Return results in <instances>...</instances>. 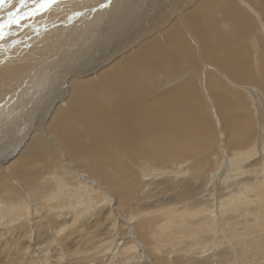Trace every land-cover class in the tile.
Wrapping results in <instances>:
<instances>
[{
  "label": "bare ground",
  "instance_id": "bare-ground-1",
  "mask_svg": "<svg viewBox=\"0 0 264 264\" xmlns=\"http://www.w3.org/2000/svg\"><path fill=\"white\" fill-rule=\"evenodd\" d=\"M136 1L138 0L134 2ZM151 2L152 5H149ZM160 2L162 6H159V0H148V2L143 5L145 9L140 13L141 16L138 17V19L140 18L138 23L136 22L135 25L133 23L134 26L128 28L124 34L120 33L112 36L113 39H115V43L113 47L105 53V57L104 55L98 58L95 57L96 61L93 63V68L84 69L69 79L68 89L65 91L67 95L63 96L60 100V102L64 101L63 106L58 105L54 107L49 115V121L46 124L42 123L45 117L40 118L39 123H33V126L29 129L26 136V143L22 145L23 148L13 159L9 160V162L12 163L9 165L6 162L0 166V210L8 208L7 202H10L11 206L21 207L23 214L26 215L27 208L25 204L21 202L33 200L41 212L40 216L34 215L36 220L35 226L37 227L36 230L31 229L32 227L30 228L26 221L20 223V217H16L12 220L0 219V225L1 223H6L10 224L12 227L16 226V230H27L29 236L24 234L27 239V241L25 240L27 243V245L24 246L25 249L30 245L31 241L39 243L47 238L53 241L52 232L57 230L58 234L63 231L62 227H66L67 231H71L70 228L73 227L76 222L77 226L78 223L80 226H84V223L87 221L93 222V219L89 218L90 215L93 216V192L97 189H102V192L96 193L95 199H97V203L95 212L107 207L110 210V214L113 212L111 210L110 200L112 197H115L114 195L116 194L112 192L111 195V192L109 193L111 188L110 190L108 187L105 189V185V188H103V185L101 186L99 184L100 178H98V173L94 172L96 170H103L106 165L101 169L98 164L95 165L92 162L93 160H101L95 159L93 156L103 158L102 154L105 152V147L110 148H108V154L105 160L111 169L114 168L116 163L124 156L125 162L123 164L126 170H130L131 166H135L138 169L134 176L141 181L138 180V184L140 185L139 191L137 195L133 197L135 203L143 199L139 196H141L142 188L145 186V183H143L144 180H148L150 177H152V179H157L160 176H164L167 179L164 184L177 182L176 186H173L177 187L178 202L181 204V207H176L175 210L171 209L169 211H173V219H179L184 216L192 221L190 222L191 225L198 224V226L202 228V232L214 234L213 232L216 233L218 230H211L210 224L205 228L199 224V219L202 218L201 213H206L209 221L214 222L215 214L223 216L227 210L226 206L231 208L238 200L247 198L249 194H252V199L255 200L252 201L250 198L247 200V202L255 204L251 216H256L254 218L256 226L261 225L264 227L263 182L257 183L256 187L253 189L246 187L243 191L229 196L225 200V204L219 202L218 208H213V205L210 203L212 201L211 196L205 193L207 190L205 189L204 174L202 172L204 170H199L202 168L203 164L198 165L199 162H201L199 160L197 161V165V162L194 163V161H191L192 157L196 155V151H191L192 149L190 150L189 148L194 138L197 139L199 136L200 139L201 133H198V128L199 130H207L206 133L208 132L209 134L213 129L210 126L213 121L210 123L207 117L203 120V104L198 94V88L191 84H181L163 92H159L156 88L151 86L152 84H146L147 86L144 87L146 83L144 81L145 76H151L156 73L159 74L160 77L161 75L163 77L167 76L168 78H170V75H172V77H177L179 72L183 70L182 66L184 65L195 67L202 64L205 68H208L207 64H210L211 67H218L232 82L243 85L249 83V85H252L253 89L256 88V92L262 95L260 96V103H262L264 101V49H262L261 54L259 52L260 58H256V62L263 66V68H261L262 71L257 74L258 76L255 77L253 75V77L248 72V62L250 58H247V56L245 57L242 51H240L242 54L239 53V56L238 52H236L237 50L233 52L229 50L231 49V45L227 50L228 46L226 47L222 44L221 40H225L228 33H230L232 37L238 33L247 34V32H249L247 28L251 25L248 19L253 16L260 24L263 22L261 17L264 18V9L258 12L256 6H253L255 1L254 4H252L249 0H160ZM237 2L239 4H237ZM258 4L264 5V0H260ZM128 5L122 6L123 8L121 7L122 14L117 16L116 19L111 18L116 21L117 19H121L125 12L124 9ZM17 10L20 9L18 8ZM127 10L129 11L128 8ZM129 13L130 12H128V14ZM218 22H221V24L224 23V28H218ZM254 23H256V20ZM261 24L260 26L263 29L264 24ZM253 25L256 26V24ZM117 26L118 25H115V27ZM106 29H108V31L110 30V24L108 22L104 25L103 30ZM37 34L40 35L42 33ZM57 34L51 35L54 36ZM47 35L50 34L48 33ZM105 37L96 39L112 38ZM41 38L44 40V35H41ZM41 38L39 40H41ZM53 39L54 37L51 38L50 41H44L43 43H46L45 46L50 45ZM233 39L235 40V38ZM242 40L243 42L241 43L246 44L244 36ZM252 40L254 39L252 38ZM229 43L227 42L228 45ZM110 44H112V42ZM252 44L255 45L254 42H252ZM262 44L264 43L262 42ZM237 47L236 49L242 48L241 46V48ZM220 48L225 49V51L221 52L222 54L220 53L222 56H220L218 52ZM247 48L248 46L245 49ZM21 51V53H23V50ZM19 60L23 61L22 58ZM23 65L24 64L21 62L14 65H8L7 63V66L11 67L9 69H17V71L22 68ZM188 68L189 67H187V69ZM7 71L8 69L0 66V85ZM217 71L219 70L217 69ZM218 74L213 72L211 75L212 77L209 75L206 76L205 81L208 84H206L203 89L204 92L207 93L211 104H215L216 107H214L218 110H216V113L220 116V119H222V124L226 125L228 123L227 111L231 113L233 111L231 108H224L222 101H227L225 98L226 93L233 94L232 96L229 95L232 100L235 96L238 98L241 94L235 93L234 89L236 88L232 89L224 84L225 89H222V84H220L222 83L220 81L222 75L219 74L220 77ZM213 78L220 85H215L217 87L216 90L221 91L220 93H218L219 91L217 93H215V90L214 92L212 91L213 86L211 83L215 81L210 80H214ZM181 79L183 78L181 77ZM196 80H198V78ZM161 81L165 80L163 79ZM199 82L201 81L199 80ZM226 83L230 84L228 81H226ZM158 86L159 85H157V87ZM224 90L226 92H224ZM247 91H252V89H247L244 93L248 94ZM236 97L235 99H237ZM239 99L242 100L243 98ZM228 100L231 101L229 98ZM243 101H245V99ZM237 106L235 105V107ZM261 106L264 111V106ZM239 107L240 106H238V108ZM236 114L239 118V112ZM233 117L235 116L233 115ZM246 118L248 117H245V120ZM239 119L240 122L243 120H241V118ZM261 126L263 130L259 140H256L254 135H251L252 132L250 133V127L247 125L245 126L246 132L243 133V137H235V135L232 134L220 141L223 147L235 150L232 151L228 158V170L235 172L234 176L239 177L242 174V162L253 157L256 152L262 151V143L264 144V121ZM213 127L216 128L215 126ZM219 127L218 129H221L220 125ZM214 130L216 134V129ZM206 138H208V136ZM239 140H241V143H239ZM212 141L209 140L207 145H211L215 142V140ZM241 144L243 147H241ZM15 151H17V149ZM160 153L162 155H159ZM203 154H205V152ZM5 164L8 166H5ZM38 164H41V166H38ZM101 172L105 174L104 171ZM180 175H182V179H178ZM174 179L178 180L175 181ZM117 180L118 184V182L124 180V178L121 177ZM132 189H122V199L118 197L121 205H125L124 198H128V200H126L129 201L130 196L133 195ZM113 190L115 189L113 188ZM48 191H50V193L45 195ZM155 194H159V192ZM177 196L174 195V197ZM39 197L44 198L41 203L38 201ZM15 199L17 201L19 200L16 204H14ZM207 200L210 202L205 203ZM170 201L167 199L163 201L161 205H168L171 203ZM144 204L145 203L140 206L139 210L147 208L146 204ZM153 206L155 207L156 205ZM181 209L183 212L177 214ZM42 215L47 221L42 218ZM81 216H86L88 219L77 221ZM197 216L199 219H197ZM239 216H241V214ZM59 218H62V221H66L64 226V223L58 222ZM172 221L166 220L160 228L168 227ZM212 224L214 225L215 223ZM1 227L2 226H0V228ZM65 238L66 232L60 235V240L62 242H64ZM25 241H23V244ZM65 243H67V241ZM116 247L118 246L116 245ZM129 248L130 247L123 246L121 249L117 248V250L119 254L123 256L129 254ZM239 252L241 253V251ZM223 253L228 255L230 251L225 249Z\"/></svg>",
  "mask_w": 264,
  "mask_h": 264
},
{
  "label": "rangeland",
  "instance_id": "rangeland-1",
  "mask_svg": "<svg viewBox=\"0 0 264 264\" xmlns=\"http://www.w3.org/2000/svg\"><path fill=\"white\" fill-rule=\"evenodd\" d=\"M134 1L135 0H56L55 2L54 0V2H50V0H2V2H0V66L5 67L9 71L5 73L0 85V166L6 162L9 165L12 163L9 162V160L13 159L23 148L22 145L26 143V136L29 129L33 126V123H39L40 118L45 117L42 123L46 124L49 121V115L54 107L58 105L63 106L64 101L60 102V100L63 96L67 95L65 91L68 89L69 79L84 69L93 68V63L96 61L95 57L98 58L103 55L105 57V53L113 47L115 39H113L112 36L120 33L124 34L128 28L134 26L136 22L138 23L140 19H138V17L141 16L140 13L145 9L143 5L148 2V0ZM249 1L252 4H254L255 1L253 6H256L258 12L264 9V5L258 4L260 0ZM237 4L239 3L237 2ZM125 5L128 6L124 9L125 12L123 17L117 19L118 22L113 20L122 14V6ZM149 5H152V2ZM159 6H162L160 0ZM18 8L20 10H17ZM128 12L130 13L128 14ZM254 18L252 16L248 19L251 25L247 28L249 29L247 34L238 33L239 35L237 34L232 37L231 34L228 33L225 40H221V43L226 47L228 46L227 50L230 47L231 49L229 50L232 52L237 50L236 52H238V55L241 53L240 51L244 52L245 57L247 56V58H250L248 62V72L251 76L254 75L256 77L258 76L257 74L262 71L261 68H263L262 64L260 65L256 62V58H260L261 51L264 49V44H262V42L264 43V28L262 29L260 26L261 23L264 24V18L261 17L263 22L260 24L258 20ZM255 20L256 23H254ZM107 22L110 24L109 31L108 29L103 30ZM120 22L124 23L121 24ZM252 23L256 24V26ZM115 25L118 26L115 27ZM223 26H225L224 23H217L218 28H224ZM45 31L50 35H47ZM110 31L114 32L111 33ZM37 33L42 34L39 35ZM51 34L57 35L52 36ZM41 35H44V40H42ZM101 36L112 38L96 39L102 38ZM243 36L246 44L241 43L243 42ZM53 37V42L45 46L46 43L43 42L50 41ZM251 37L254 40H252ZM40 38L42 41L39 40ZM233 38H235V40ZM246 38L249 42L246 41ZM111 42L112 44H110ZM227 42H230L229 45ZM252 42L258 46H255ZM232 46L233 48L235 47V50ZM237 46H241L242 48L240 47L241 49H239ZM247 46L248 48L245 49ZM236 47L238 49H236ZM21 50H23V53H21ZM222 51H225V49L220 48L218 51L219 54ZM221 54L220 56H222ZM20 58H22L24 62L19 60ZM19 62L24 65L22 68L18 69V71L17 69L11 70L9 69L11 67L7 66V63L8 65H14L19 64ZM207 66L208 68H205L202 64L195 67L184 65L182 66L183 70L179 72L177 77H172V75L169 76L170 78L167 76L163 77L162 75L160 77V75L156 73V75L153 74L154 76H145L144 81L146 83L144 87L147 86L146 84H152L151 86L156 88L159 92H163L181 84H191L198 88V94L203 104V120L207 117L210 123L213 121L210 124L213 129L209 134L208 132L206 133L207 130H199L198 128L197 131L199 134L201 133L202 136L200 135V139L202 141L198 136V140L194 138L192 143L193 147L192 145L189 146L190 150L192 149L191 151H196V155L192 157L191 161L196 163L199 160L201 162H199V164L197 162L196 165L203 164L202 168L199 170H204L202 172L204 174L205 189L207 190L205 193L209 194L212 198L211 202L207 200L205 203L210 202L213 208H218L219 202L225 204V200L229 196L243 191L246 187L253 189L259 182L264 183L263 143L261 152H256L253 157L241 163L242 174L236 177L234 176L235 172L228 170V158L232 151L235 150L223 147L220 142L232 134L235 135V137H243V133L246 132L245 126L247 125L250 127V133L252 132L251 135H254V138L259 140L263 130L261 124L264 121V111L261 105L264 106V101L260 103V96L262 95L257 93L256 88L253 89L252 85H249V83L244 85L234 83L228 79L227 76L224 75V72L222 73L218 67H211L210 64H207ZM187 67L189 68L187 69ZM213 72L217 74L222 73L220 74L222 77L218 74L221 77L220 81L222 83L220 84H222V89H225L224 85H226L232 89L236 88L234 89L235 93L241 94L238 98L235 96L237 99L233 96L234 98L232 100L231 96L233 94L226 93L225 98L227 101H222L224 108H231L233 111V114L227 111L228 117H230H227L228 123L226 125L222 124V119H220V116L216 113L217 108H215V104H211L207 93H205L203 89V87L208 84L205 81V77L208 75L211 76ZM195 76L198 80H196L197 78ZM181 77L183 79H181ZM163 79L165 81H161ZM199 80L201 82H199ZM210 81H215V79ZM226 81L230 84L226 83ZM211 84L213 86L212 91L214 92L215 90V93H217L219 90H216V86H220L219 83L215 81ZM157 85L159 86L157 87ZM250 88L252 91H247L249 94L248 96V94L244 92ZM220 92L221 91L218 93ZM224 92L226 91L224 90ZM229 95L231 96L229 97ZM228 98L231 99V101L228 100ZM239 98L243 99L241 100ZM244 99L245 101H243ZM234 104L240 107H235ZM235 112H239V118H241V120L243 119L241 122ZM233 115L235 117H233ZM245 117L249 119L246 118L245 120ZM219 125L221 129H218L220 128ZM214 129H216V134L214 133ZM207 136L208 138H206ZM209 140H215V142L211 145H207ZM239 143H241V140H239ZM241 147H243L242 144ZM108 148L109 147H105V152L102 154L103 158L93 156L95 159H101L100 161L93 160L92 162L95 165L98 164L101 169L106 165L103 170H96L94 172L98 173V178H100L99 184L101 186L103 185V188L106 187L105 189L108 187L110 190L111 188L112 191H109L111 195L112 192L117 195L113 194L115 197H112L110 200L111 210L113 212L110 214L108 207L95 212L97 203V199H95L96 193L102 192V189H97L93 192V216L90 215L89 218L93 219V222L87 221L84 223V226H80L78 223L77 226V222L75 221L76 223L70 228L71 231H67L66 227H62V232L58 234L57 230L52 232L53 241L50 238L44 239L39 243L31 241L26 249L24 246L27 245V239L24 234L29 236L27 230H16V226L12 227L10 224L1 223L0 264H264V227L261 225V227L256 226L254 222L256 216H251L255 204L247 202L248 198L252 201L255 200L252 199V194H249L247 198L238 200L231 208L226 206L227 210L223 216L215 214L214 222L209 221L206 213H201L204 219H199L197 216L199 224L203 228L210 224L211 230H218L216 233L213 232L214 234H206V232L201 231L202 228L198 226V224L192 223L193 225H191L190 222L192 221L184 216L179 219H173L174 213L173 211H169L171 209L175 210L176 207H181V204L178 202L177 187H174L177 182L164 184V182L167 181L164 176H160L157 179H152V177H150L148 180H144L143 183H145L146 187L144 186L142 188L141 196H139L143 199L135 203L133 197L137 195L140 187L138 184L139 179L134 176L138 169L135 166H131L130 170H126L123 164L125 162V156L121 157L120 161L116 163V166L111 169L105 160L108 154ZM16 149L17 151H15ZM202 152H205V154ZM159 155L162 154L160 153ZM7 164H5V166ZM38 166H41V164H38ZM101 171H104L105 174ZM180 176L178 179L183 178L182 175ZM121 177H123L124 180L119 181L117 184V179ZM178 179L174 180L177 181ZM112 187L115 190H113ZM124 188H133V195L130 196L129 201H127L128 198H124L125 205H121L118 197L122 199ZM157 192H159V194H155ZM49 193L50 191L45 193V195ZM174 195L177 197H174ZM43 199L44 198L39 197V203H41ZM167 199L169 201L171 200V203L168 205L166 204L167 206L161 205V203ZM15 200L14 204L19 201ZM7 203L8 208L0 210V219L12 220L16 217H20V223L26 221L29 224L28 226L30 228L32 227L31 229H37L34 215L40 216L41 212L33 200L21 202L25 204L27 208L26 215L23 214L21 207L11 206L10 202ZM143 203L146 204L147 208L139 210ZM153 205H156V208ZM181 212H183L182 209L181 211L179 210L177 214ZM240 214L241 216H239ZM83 217H79L77 221L88 219L86 216ZM42 218L47 221L43 215ZM166 220L172 221V223L168 227H165L166 229L160 228ZM58 222L64 223L63 226L66 223V221H62V218H59ZM212 223L215 224L213 225ZM65 232L66 238L64 242H62L60 240V235ZM23 241H25L24 244ZM66 241L68 244L65 243ZM115 243L118 247H116ZM123 246L130 247L128 255L122 256L119 254L117 248L121 249ZM225 249L230 251L228 255L223 253ZM239 251H241V253Z\"/></svg>",
  "mask_w": 264,
  "mask_h": 264
},
{
  "label": "snow or ice",
  "instance_id": "snow-or-ice-1",
  "mask_svg": "<svg viewBox=\"0 0 264 264\" xmlns=\"http://www.w3.org/2000/svg\"><path fill=\"white\" fill-rule=\"evenodd\" d=\"M0 2H2V0H0ZM50 2H54V0H50Z\"/></svg>",
  "mask_w": 264,
  "mask_h": 264
}]
</instances>
